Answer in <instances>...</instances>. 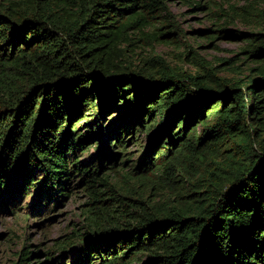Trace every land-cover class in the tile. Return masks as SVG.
Here are the masks:
<instances>
[{
	"label": "trees",
	"instance_id": "obj_1",
	"mask_svg": "<svg viewBox=\"0 0 264 264\" xmlns=\"http://www.w3.org/2000/svg\"><path fill=\"white\" fill-rule=\"evenodd\" d=\"M167 1L0 0V209L17 214L33 193L46 211L76 177L92 205L50 264H264V0L231 14L254 27L231 35L255 65L247 74L223 59L239 75H220L194 49V73L122 64L129 46L171 33ZM131 129L152 137L135 174L170 180L163 199L99 176ZM99 144L97 164L81 160Z\"/></svg>",
	"mask_w": 264,
	"mask_h": 264
},
{
	"label": "rangeland",
	"instance_id": "obj_2",
	"mask_svg": "<svg viewBox=\"0 0 264 264\" xmlns=\"http://www.w3.org/2000/svg\"><path fill=\"white\" fill-rule=\"evenodd\" d=\"M251 1L253 0H168V14H163L161 19L165 25L169 24V27L164 26L162 32L171 33L161 36L160 41L148 39L142 40L139 45L129 46L125 56L118 60L125 66L143 67L145 60L150 59V66L155 71L165 70L168 66L171 69L194 73L197 59L194 54L188 53L190 49H194L201 58L217 66L220 75H239L238 70L220 64L223 59H233L234 65H240L239 70L247 74L249 67L255 65L244 52L245 43L242 40H233L235 38L231 35L253 31L254 27L239 21L234 22L231 14L233 8L249 6ZM147 31L160 32L153 26L147 28ZM106 117L105 122L110 124L119 116L117 113H107ZM87 118L88 116H85L74 121L73 127L82 130ZM124 123H128V119ZM123 134L125 147L118 148L116 143L111 145L109 150L111 149L113 155L110 160L105 159L104 152L102 153L103 167L98 170L99 176L108 175L111 183L119 190L124 189V193L128 190L137 192L138 195L163 199L161 197L164 194L170 193V180L152 175H146L145 179L139 180V174H135L139 171H135V164L150 150L152 137L144 130L136 132L131 129ZM113 140L114 137L108 142L109 145ZM101 146L99 144L95 148V145H92L89 151L82 155L81 160L97 164L99 159L92 160V156L98 154ZM73 184L75 185L72 192L61 198L57 206L54 203L52 207L51 204L46 211L38 212L30 207L35 199L33 193L18 201L22 209L17 214L12 211L13 206L9 202L0 209V264H50L51 260L48 259L51 256L58 257L61 253L56 243L84 231L87 223L85 218L92 205H89L88 192L83 188L84 184L80 183L79 177H76ZM135 195L136 193L132 197ZM45 203L42 201V204ZM24 247L26 250L21 252ZM29 253L31 259L25 260ZM72 258L69 254L62 264H68L67 259Z\"/></svg>",
	"mask_w": 264,
	"mask_h": 264
},
{
	"label": "water",
	"instance_id": "obj_3",
	"mask_svg": "<svg viewBox=\"0 0 264 264\" xmlns=\"http://www.w3.org/2000/svg\"><path fill=\"white\" fill-rule=\"evenodd\" d=\"M162 144V142L160 143V145ZM160 146L157 147V149H159Z\"/></svg>",
	"mask_w": 264,
	"mask_h": 264
},
{
	"label": "flooded vegetation",
	"instance_id": "obj_4",
	"mask_svg": "<svg viewBox=\"0 0 264 264\" xmlns=\"http://www.w3.org/2000/svg\"><path fill=\"white\" fill-rule=\"evenodd\" d=\"M162 145H164V146H165V144H164V143H163ZM162 145H161V146H162Z\"/></svg>",
	"mask_w": 264,
	"mask_h": 264
}]
</instances>
